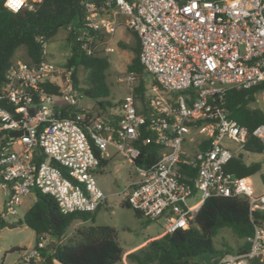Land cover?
Wrapping results in <instances>:
<instances>
[{
  "label": "built area",
  "instance_id": "2783aa9c",
  "mask_svg": "<svg viewBox=\"0 0 264 264\" xmlns=\"http://www.w3.org/2000/svg\"><path fill=\"white\" fill-rule=\"evenodd\" d=\"M3 1L14 13L37 9L29 0H18V8ZM85 8L77 41L88 54L101 34L116 31L118 16L139 35L140 63L151 80L144 95L146 113L136 100L134 73L120 80L130 88L121 104L93 114L80 107L83 93L73 70L47 61V44L39 65L16 61L0 88L3 216L16 217L33 191L54 198L65 215L94 213L108 200L95 180V150L107 159L110 149L132 163L137 175L124 199L148 221L163 220L164 234L194 226L211 196L246 197L252 221L254 212L263 214L264 191L256 193L249 178H237L226 167L245 153L249 137L264 150V124L252 132L240 126L230 117L226 96L264 82V0H105L101 7L86 2ZM47 85L59 93H49ZM64 104L74 116H64ZM143 128L151 132L143 145L160 148V159L150 168L135 164ZM15 131L22 135L11 137ZM198 193L200 199L189 205ZM247 241V252L226 254L216 264L256 259L264 264L263 221L254 224ZM48 244L43 240L25 251L23 262L41 264V249Z\"/></svg>",
  "mask_w": 264,
  "mask_h": 264
},
{
  "label": "trees",
  "instance_id": "16d2710c",
  "mask_svg": "<svg viewBox=\"0 0 264 264\" xmlns=\"http://www.w3.org/2000/svg\"><path fill=\"white\" fill-rule=\"evenodd\" d=\"M105 0H29L37 6L36 11L23 10L18 13L9 11L0 0V88L5 84L6 74L14 65L15 56L21 49L25 51V62L37 66L43 60L44 44H48L61 29L71 28L69 41L72 43L71 56L64 67L73 70V79L79 87L78 70L83 68L88 72L87 89H80L91 99L100 101L98 108L103 114L113 108L107 100L110 97V86L107 82L111 63L106 55H99L92 44V54L83 51L78 44L77 36L86 17V2L95 3L101 7ZM101 35L99 36L100 39ZM133 46L122 45L131 50L134 57L127 66V73H134L137 77L135 87L136 100L141 102L142 114L146 113L144 95L148 85L147 75L140 63L139 54L141 43L139 35L132 32ZM98 39V40H99ZM49 93H59V88L47 85ZM264 93V82L249 90H230L226 96L230 117L240 126L250 132L257 126L264 124V110L255 108L259 94ZM121 104V102L119 103ZM0 105L2 103L0 102ZM68 109L64 116H74L75 110L64 104ZM151 136V132L142 129L137 146L141 150L140 157L135 164L143 168H150L160 159V148L151 144L143 145V140ZM99 161V168L108 165V160L101 158L95 150ZM264 154L263 146L253 137H249L245 153H239L226 167V171L237 178H251L260 174L264 187V174L261 173L260 163L246 162V155ZM98 168V169H99ZM36 200L27 210L23 218L7 223L0 215V227L14 229L28 227L35 233L36 245L41 241H49L41 249V264H46L50 257L58 264H120L124 251L118 239V231L112 226L97 225L94 213H74L65 215L49 195L35 192ZM122 208L132 209L124 199ZM139 217L142 215L134 211ZM251 219L250 205L246 197H215L208 198L197 213L194 226L188 230H178L172 234L150 240L147 246L137 252L126 255L130 264H200L205 255L212 257V264L226 254L244 253L249 249L247 239L253 235L254 224L264 222V213H253ZM89 222L90 225L76 231L73 237L63 240L69 228L75 221ZM151 222V221H150ZM225 229H230L238 241H244L236 251H219L214 247L213 239ZM51 243L54 247L50 250ZM19 249H13L14 252ZM251 264H262L254 260Z\"/></svg>",
  "mask_w": 264,
  "mask_h": 264
},
{
  "label": "rangeland",
  "instance_id": "374dc122",
  "mask_svg": "<svg viewBox=\"0 0 264 264\" xmlns=\"http://www.w3.org/2000/svg\"><path fill=\"white\" fill-rule=\"evenodd\" d=\"M133 3L135 0H128ZM123 34L121 36H113L102 34L96 47L95 52L99 55L109 57L111 66L107 71V82L110 86V97L107 99L113 108H116L121 100L130 92L129 85L121 83L120 80L127 75V66L134 57V53L124 48L122 45L133 46L132 30L123 25L120 27ZM71 28L61 29L58 34L50 40L46 46L47 61L56 68H63L68 58L71 56L72 43L68 40ZM129 41H126V39ZM112 49L113 52H110ZM25 51L19 50L14 61L25 62ZM78 81L80 89H87L88 72L83 68L78 70ZM148 84L151 83L150 77H147ZM258 101L253 105L255 108L264 110V93L258 95ZM100 101L91 99L83 93V99L80 107L85 110L93 111V114L100 113L98 108ZM110 158L108 165L101 169L95 175V180L98 187L108 196V201L102 205L101 210L96 215V223L98 225L112 226L118 231V239L124 251L123 261L120 264H130L126 255L131 252H137L147 246V242L152 238H156L165 230L163 220L148 221L146 218L139 217L133 209L122 208L121 204L124 201L127 187L137 178L134 166L127 159L117 154L115 150H109ZM246 162L260 163L262 165L261 173L264 174V154L261 155H246ZM249 180L252 183L256 193L262 191L263 185L260 175H255ZM200 194L189 200V205H194L200 199ZM6 192L0 190V215L5 212ZM36 200L35 192L27 196L23 205L19 209L16 217L3 216L7 223H12L23 218L29 207ZM89 222L75 221L66 233V240L73 237L76 231L82 227L89 226ZM146 244V245H144ZM214 247L226 252L229 248L237 250L244 244V241H238L230 229H225L213 239ZM36 246L35 233L28 227H17L14 229L0 227V264H28L23 262L22 257L25 251H31ZM13 249H19L11 252ZM200 264H212V257L205 255L201 259Z\"/></svg>",
  "mask_w": 264,
  "mask_h": 264
},
{
  "label": "crops",
  "instance_id": "0c3cea01",
  "mask_svg": "<svg viewBox=\"0 0 264 264\" xmlns=\"http://www.w3.org/2000/svg\"><path fill=\"white\" fill-rule=\"evenodd\" d=\"M115 21L117 22V26H116V31L113 33V34H106V35H113V36H117V35H119V36H121L122 34H123V32H122V29H120V27H122L123 25H125V26H127V18L126 17H124V16H118V17H116L115 18ZM128 27V26H127ZM129 28V27H128ZM130 29V28H129ZM103 34H105V33H103ZM102 35V34H101ZM126 41H129V39L127 38L126 39ZM93 112V111H92ZM247 155H253V154H249V153H247ZM255 155H260V154H255ZM109 158H107V159H104V160H108ZM104 168V167H103ZM101 169L102 168H99V169H97L96 170V174L98 173V172H101ZM260 175V174H259ZM136 181V178L129 184V186L133 183V182H135ZM263 185V184H262ZM264 188V187H263ZM264 191V189L262 190V191H260V193L261 192H263ZM104 192V191H103ZM105 193V192H104ZM106 194V193H105ZM107 195V194H106ZM108 201V200H107ZM106 201V202H107ZM31 207V206H30ZM29 207V208H30ZM102 207V206H101ZM100 210H101V208H100ZM99 210V211H100ZM97 224V223H96ZM98 225V224H97ZM163 234H164V232L163 233H161V234H159L158 236H156V238H159V237H161V236H163ZM156 238H152L151 240H153V239H156ZM150 241V240H149ZM148 241V242H149ZM147 242V243H148ZM146 243V244H147ZM146 244H144V245H146ZM56 264H58V263H56Z\"/></svg>",
  "mask_w": 264,
  "mask_h": 264
},
{
  "label": "water",
  "instance_id": "95a60500",
  "mask_svg": "<svg viewBox=\"0 0 264 264\" xmlns=\"http://www.w3.org/2000/svg\"><path fill=\"white\" fill-rule=\"evenodd\" d=\"M22 135V132L21 131H15V132H11L10 133V136L11 137H20ZM53 165H55V166H58V164L55 162V161H52L51 162ZM53 247H54V243H51V247H50V250H52L53 249ZM259 259H261V258H259ZM46 264H55L54 263V261H53V259L52 258H48L47 260H46Z\"/></svg>",
  "mask_w": 264,
  "mask_h": 264
},
{
  "label": "snow or ice",
  "instance_id": "6c2138e0",
  "mask_svg": "<svg viewBox=\"0 0 264 264\" xmlns=\"http://www.w3.org/2000/svg\"><path fill=\"white\" fill-rule=\"evenodd\" d=\"M20 2H22V0H20ZM9 5L13 8H18L19 2H18V0H9Z\"/></svg>",
  "mask_w": 264,
  "mask_h": 264
}]
</instances>
